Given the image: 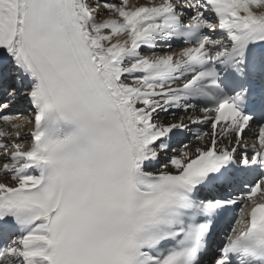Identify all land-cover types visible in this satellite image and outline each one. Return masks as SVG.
<instances>
[{
	"label": "snow or ice",
	"instance_id": "obj_1",
	"mask_svg": "<svg viewBox=\"0 0 264 264\" xmlns=\"http://www.w3.org/2000/svg\"><path fill=\"white\" fill-rule=\"evenodd\" d=\"M0 97V264H264V0H0Z\"/></svg>",
	"mask_w": 264,
	"mask_h": 264
},
{
	"label": "bare ground",
	"instance_id": "obj_2",
	"mask_svg": "<svg viewBox=\"0 0 264 264\" xmlns=\"http://www.w3.org/2000/svg\"><path fill=\"white\" fill-rule=\"evenodd\" d=\"M145 52H146V51H145ZM0 124H1V125H0V128H7V127H8L6 124H4V123H2V122H0ZM27 130H28L27 127L23 129V131H25V132H26Z\"/></svg>",
	"mask_w": 264,
	"mask_h": 264
}]
</instances>
